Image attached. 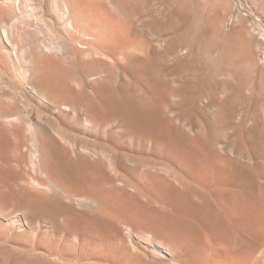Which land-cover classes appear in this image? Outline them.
I'll return each mask as SVG.
<instances>
[{"label": "rangeland", "instance_id": "rangeland-1", "mask_svg": "<svg viewBox=\"0 0 264 264\" xmlns=\"http://www.w3.org/2000/svg\"><path fill=\"white\" fill-rule=\"evenodd\" d=\"M54 1L46 0V4L50 6ZM103 2L120 23L130 24L128 28L133 41L130 69L120 62L122 68L117 65L114 72L107 70L99 76L104 80V88L114 90L120 105L122 102L126 104H122L124 112V107H121L120 120H116L112 126L114 129H111L115 134L114 142L108 140L109 132L101 134L105 142L99 140L106 145H91L94 138L85 132L66 133L56 129L52 120H61L52 111L40 108L35 100L24 96L20 84L12 87L7 79H2L0 84L4 87L6 98L15 96L24 122L30 116L33 122L47 129L48 135L58 145L69 148L74 154L80 153L90 161L98 157L106 160L109 156L117 166L121 165V172L125 171L122 165L150 174L158 171L162 176V195L168 202L178 203L180 198L186 199L199 209L203 203L199 196L207 197L213 208L211 214L218 222L207 227L201 221L198 226L193 222L192 227L196 230L191 229L189 237L193 244L192 254H202L207 250V264H264V0ZM35 3L37 0H33ZM243 26L248 32L246 38L241 37ZM37 36L44 42L48 40L44 34ZM227 48L233 49L235 54L228 55L229 61L220 59L221 63L218 62V55ZM103 58L106 62L112 61ZM217 63L219 67H216ZM90 67L89 71L94 73L100 66L94 62ZM123 67L130 72L127 70L125 74ZM21 98L24 103L20 102ZM121 113L122 116L125 114L123 118ZM26 136L27 140L22 142L6 139L3 140L5 144H0V186L4 185L8 191L5 184H13L14 197L24 193L25 189L21 186L24 183L19 176L10 178L11 174H6L9 168L3 159L12 158L13 153H7L3 145H30L28 131ZM73 140L77 142L74 145ZM158 161L162 162V166L155 168L154 164ZM176 162L193 165L196 174H204L208 181L197 179L196 175H193L194 178L182 175ZM24 165L30 166V162L26 161ZM205 165L207 169L203 171ZM26 166L24 168L29 170L30 167ZM29 187L46 192L52 199L51 208L43 213L53 225L50 227L41 223L33 226V233L26 234L27 240L12 252H8L9 246L0 244V264H84L81 245V249L75 247L70 243L71 237L63 235L65 230L55 227L75 217L80 221L79 216L88 207L75 200L64 199L55 190ZM223 191L231 192L230 197L236 201L237 209L227 212L220 222L217 213L220 212ZM56 193L58 195L53 196ZM145 200L143 197L142 201ZM163 200L162 207L168 210ZM102 223L105 226L107 219L102 218ZM114 226L119 237L125 236L124 225L115 221ZM112 243L109 238H101L100 261L95 263L127 264V257L117 249V244L115 248V243ZM72 245L73 250L71 248L69 252ZM131 254L133 257L129 264H167L163 257L150 256L142 250L131 251ZM137 257L140 262H136ZM23 259L29 262L21 263Z\"/></svg>", "mask_w": 264, "mask_h": 264}, {"label": "bare ground", "instance_id": "bare-ground-1", "mask_svg": "<svg viewBox=\"0 0 264 264\" xmlns=\"http://www.w3.org/2000/svg\"><path fill=\"white\" fill-rule=\"evenodd\" d=\"M35 4L33 0H22V3L21 0H0V80L7 79L12 87L20 84L24 96L31 97L40 108L52 111L61 120H52L56 129L66 133L85 132L94 138L91 145H106L99 140H102L101 134L109 132L108 136L103 137L107 136L109 141L114 142L115 134L111 129H114L112 126L120 118L118 115L120 108L124 107L122 104H126L122 102V106L120 105L114 90L104 88V80L99 76L107 70L113 71L117 65L122 68L124 64L123 66L130 69L133 42L130 24L128 26L125 22L120 23L103 0H55L50 6L46 4V0H37ZM244 26L240 30V36L246 38L248 32ZM39 34L48 36V40H40L37 36ZM225 46L228 47L227 44ZM233 49L227 48L218 55V62L220 59L229 61L228 55L235 54ZM103 57L112 61L106 62ZM94 62L100 67L92 73L89 69ZM120 62L123 64L120 65ZM219 66L217 63L216 67ZM126 68L125 74L130 72ZM108 80L110 81L109 78ZM4 93V87L0 84V144H5L3 140L6 139L21 142L27 140V131L31 141L30 145H3L7 153H13L12 158L9 156V159H3L9 168L6 174H11L10 178L19 176L24 183L21 185L22 189H25L24 193L19 196L14 194V197L13 184H5L8 191L4 185L0 186V244L9 246L8 252L16 250L28 238L26 234L33 233V226L41 223L49 224L50 227L53 225L43 213L51 208L52 199L46 192L30 188V185L55 190L64 199L75 200L88 207V210L79 213L80 221L75 217L72 221L55 227L64 229L63 235L71 237L70 243L75 247L81 245L82 249L79 248L85 259L84 264H100L95 261H100L101 238H109L115 243L114 247L117 244V249L127 257V264L133 257L131 251L139 250L150 256L163 257L167 264H207V250L202 251V254H192L190 251L193 244L189 240L191 229H194L193 222L198 226L201 221L207 227L217 221L214 220L215 215L211 214L213 208L207 197L198 195L203 200V205L198 201L201 204L199 209L186 199L184 201L180 198L178 203L168 202L162 195V176L158 171L154 170L150 174L148 171L142 172L135 167L122 165L125 171L121 172V165L117 166L109 156L106 160L98 157L90 161L80 153L74 154L69 148L58 145L48 135L47 129L38 122H33L30 116L24 122L16 97L8 99ZM20 102L24 103V99L21 98ZM72 143L74 145L77 142L73 140ZM26 161L30 162V166L24 165ZM176 163L182 175L192 178L196 175L197 179L208 181L204 174H196L193 165ZM24 166L30 169L26 170ZM161 166L160 161L154 164L155 168ZM206 166L203 171L207 169ZM208 169L210 170L209 167ZM118 181L120 184H117ZM211 183L206 185L210 186ZM224 191L219 203L220 212L217 213L220 222L225 219L227 212L237 209L235 200L230 197L231 192L235 196L234 191ZM57 193L53 196H57ZM143 197L145 202L142 201ZM162 198L165 199L163 202L168 210L165 206L162 207ZM69 211L70 208L67 212ZM102 218L109 223H106V229L102 225ZM115 221L124 225L125 236H118ZM72 247L74 246H70V251L69 248L67 250L71 252ZM27 262L28 259H23L21 263ZM136 262H140L139 257Z\"/></svg>", "mask_w": 264, "mask_h": 264}]
</instances>
